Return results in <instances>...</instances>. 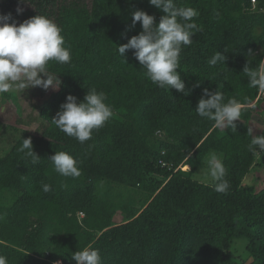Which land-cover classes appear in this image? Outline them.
<instances>
[{"label":"trees","instance_id":"trees-1","mask_svg":"<svg viewBox=\"0 0 264 264\" xmlns=\"http://www.w3.org/2000/svg\"><path fill=\"white\" fill-rule=\"evenodd\" d=\"M175 2L197 10L193 20L202 28L179 55L187 96L147 79L133 50L126 60L117 51L143 30L140 22L132 27V12L143 10L156 24L165 15L148 0H0V14L12 15L9 23L39 14L53 21L71 56L69 63L47 66L62 83L40 107V134L0 123L1 131L16 132L0 146V191L19 193L13 204L0 203L6 264H77L72 253L89 246L101 264H264V189L243 184L258 156L264 159V151L248 148L261 97L243 73L249 59L251 67L264 60V0ZM217 51L227 60L210 66ZM91 88L106 94L113 115L82 144L51 119L68 95L80 102ZM205 88L241 103L235 133L195 113ZM22 138L32 139L40 157L35 163L19 151ZM56 151L73 156L79 177L54 170L48 158ZM212 152L226 168V193L195 178ZM102 183L140 189L144 197L139 206L118 204ZM117 212L122 222L115 221Z\"/></svg>","mask_w":264,"mask_h":264},{"label":"clouds","instance_id":"clouds-1","mask_svg":"<svg viewBox=\"0 0 264 264\" xmlns=\"http://www.w3.org/2000/svg\"><path fill=\"white\" fill-rule=\"evenodd\" d=\"M165 15L158 24L155 17L143 10L132 12V27L137 22L141 23L142 31L128 40L126 44L117 47L121 57L125 59L128 50H133V56L145 70V77L160 88H174L185 96L191 94V89L181 78L179 69V55L183 46L192 43V37L202 31L194 17L199 12L192 7L177 6L175 0H148ZM23 9L17 8V13L22 14ZM11 13L0 14V93H7L10 89H25L41 87L44 90L58 89L61 80L47 72L50 62L66 64L70 62V50L64 46L62 30L49 18L36 15L23 23H9ZM251 56V52L249 53ZM126 60V59H125ZM227 57L217 51L208 60L210 66L218 62L225 63ZM253 59H249L243 73L248 77L249 87L264 92V60L256 67H251ZM46 77V79L44 78ZM196 86H199L197 84ZM106 94L95 88L88 89L83 101L68 95L66 102L60 106L52 123L67 136L84 143L91 139L93 130H98L112 117L110 105L106 103ZM0 111L3 108L0 107ZM242 105L235 98L225 102L224 94L218 89L209 91L204 89L203 96L199 99L195 113L207 120L214 122L218 129L231 128L235 133L236 121L240 120ZM254 129L248 128L247 136L251 138L248 148L250 151H264V135H254ZM198 147V146H197ZM25 157H30L35 163L40 157L33 150L31 138H22L19 149ZM54 170L64 177H79L81 171L78 162L69 153L56 151L50 156ZM226 168L222 159L211 153L203 162L198 173L200 182L211 186L215 191L226 193L229 181L226 177ZM42 190L49 192L51 186L42 184ZM72 260L77 264H101L99 251L89 247L72 253ZM0 264H6V258L0 256ZM59 264V262H57Z\"/></svg>","mask_w":264,"mask_h":264},{"label":"rangeland","instance_id":"rangeland-1","mask_svg":"<svg viewBox=\"0 0 264 264\" xmlns=\"http://www.w3.org/2000/svg\"><path fill=\"white\" fill-rule=\"evenodd\" d=\"M44 78L46 79V77ZM58 90L59 88L56 90L49 88L46 91L41 87H29L25 89H16L13 87L7 92V94L11 96L7 97L5 93H0V107L3 108V111H0V123L40 134L44 125L40 117V107ZM250 123L255 134L264 130V92L260 102L255 107V113ZM1 130L2 129H0V146L7 147L8 144L14 140L16 132L12 129L4 132ZM218 156L221 158L220 155ZM202 166L203 164L195 173V178L199 181L200 177L198 173ZM243 184L253 187L255 191L264 189V159L260 155L258 156L257 164L244 178ZM101 191L112 199H115L118 204L131 203L139 206L144 197V192L140 189H131L113 183H102ZM18 196L19 193L14 190L0 191V203L11 205ZM114 218L118 223L123 220V216L120 212H117Z\"/></svg>","mask_w":264,"mask_h":264},{"label":"built area","instance_id":"built-area-1","mask_svg":"<svg viewBox=\"0 0 264 264\" xmlns=\"http://www.w3.org/2000/svg\"><path fill=\"white\" fill-rule=\"evenodd\" d=\"M262 94H263V92H260L259 96L261 97V96H262ZM158 134H159V135H162V132H160V131H159V132H158ZM161 163H162V165H163V166H166V165H168L167 163H165V162H163V161H162ZM58 262H59V264H62V262H61V261H58ZM55 264H57V262H55Z\"/></svg>","mask_w":264,"mask_h":264},{"label":"crops","instance_id":"crops-1","mask_svg":"<svg viewBox=\"0 0 264 264\" xmlns=\"http://www.w3.org/2000/svg\"><path fill=\"white\" fill-rule=\"evenodd\" d=\"M251 124V123H250ZM252 126V125H251Z\"/></svg>","mask_w":264,"mask_h":264}]
</instances>
